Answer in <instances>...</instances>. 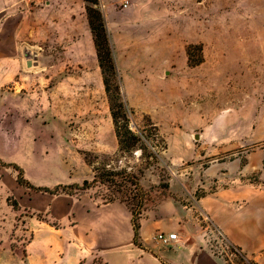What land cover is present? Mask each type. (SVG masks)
Listing matches in <instances>:
<instances>
[{
  "label": "rangeland",
  "instance_id": "374dc122",
  "mask_svg": "<svg viewBox=\"0 0 264 264\" xmlns=\"http://www.w3.org/2000/svg\"><path fill=\"white\" fill-rule=\"evenodd\" d=\"M86 7L164 150L118 151ZM10 164L49 189L115 175L53 195ZM135 210L166 264H264V0H0V264H159Z\"/></svg>",
  "mask_w": 264,
  "mask_h": 264
},
{
  "label": "trees",
  "instance_id": "16d2710c",
  "mask_svg": "<svg viewBox=\"0 0 264 264\" xmlns=\"http://www.w3.org/2000/svg\"><path fill=\"white\" fill-rule=\"evenodd\" d=\"M94 6L97 3L92 2ZM86 15L88 20V25L90 32L92 34L93 45L95 49L96 59L98 67L102 75V84L104 87V92L107 98L109 113L112 121L114 136L117 141L118 151L120 153H127L132 150L140 149L144 153V149L140 147V144L144 142H160L162 144L161 150L165 149V143L159 134L157 126L146 119L147 123H144L143 129L138 132H134L130 127V117L133 114L131 108H129L123 98L122 88H121V76L116 67L115 60L113 57L112 46L107 34L106 25L101 12L94 7H86ZM192 45L187 46L186 54L190 63ZM12 168L17 171V183L19 185H26L29 188L49 193L57 194L58 192H64L67 188L75 189L77 191H83L90 188L91 183L95 182H108L112 180L114 173L103 171V168H93L94 177L92 182L84 181L81 186L70 185L61 186L57 185L53 189L48 187H33L28 183V181L23 177V170L17 166L10 164ZM136 188L137 185L134 184ZM115 198H110L108 202H113ZM139 202H142V196L139 198ZM138 207V206H137ZM138 210L131 212L130 225L132 230V244L138 248L143 249L139 243V230L140 225L138 222ZM162 264H166L162 262ZM246 264H255L252 261L246 260Z\"/></svg>",
  "mask_w": 264,
  "mask_h": 264
},
{
  "label": "crops",
  "instance_id": "0c3cea01",
  "mask_svg": "<svg viewBox=\"0 0 264 264\" xmlns=\"http://www.w3.org/2000/svg\"><path fill=\"white\" fill-rule=\"evenodd\" d=\"M105 211L106 212H109V209L108 208H105ZM108 221H109V227H110V234H108L105 238H104V241H103V244L104 245H107V244H111L113 243V216L112 214L106 218ZM177 242V241H176ZM176 242H173V243H176ZM78 244H75V246L77 247V249L80 251L82 250L79 246H77ZM141 246L143 247V249L141 248H138L137 247V250L139 252H142L144 255L146 256H150L151 258H153L154 260H157V262L159 264H162L161 262H166V263H170V260L168 259V253L167 252H163V251H153L155 252V254H153L150 250H148L147 248V245L145 246L144 243L141 244ZM83 251V250H82ZM82 254V258H83V262L81 264H92V261L93 259L92 258H85L84 257V254ZM156 255V256H155ZM124 259V258H123ZM122 259V260H123ZM138 261L141 260L142 258H136ZM117 260V264L121 263L120 262V258L117 257L116 258ZM129 261V264H135L134 260H131L130 258L128 259ZM115 262V261H114ZM127 262L125 260H123V262L121 264H126ZM108 264H110V262H108ZM116 264V263H115Z\"/></svg>",
  "mask_w": 264,
  "mask_h": 264
},
{
  "label": "built area",
  "instance_id": "2783aa9c",
  "mask_svg": "<svg viewBox=\"0 0 264 264\" xmlns=\"http://www.w3.org/2000/svg\"><path fill=\"white\" fill-rule=\"evenodd\" d=\"M127 2L125 1L123 3V6L126 7ZM155 240L158 243H161L163 245H170L173 242L177 241V235L175 233L168 234V235H163V234H158L155 238Z\"/></svg>",
  "mask_w": 264,
  "mask_h": 264
}]
</instances>
